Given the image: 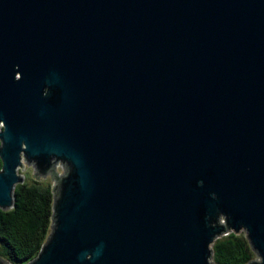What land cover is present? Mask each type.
<instances>
[{
  "label": "water",
  "instance_id": "1",
  "mask_svg": "<svg viewBox=\"0 0 264 264\" xmlns=\"http://www.w3.org/2000/svg\"><path fill=\"white\" fill-rule=\"evenodd\" d=\"M21 159L54 176L24 264H213L240 230L264 264V0H0V210Z\"/></svg>",
  "mask_w": 264,
  "mask_h": 264
},
{
  "label": "trees",
  "instance_id": "2",
  "mask_svg": "<svg viewBox=\"0 0 264 264\" xmlns=\"http://www.w3.org/2000/svg\"><path fill=\"white\" fill-rule=\"evenodd\" d=\"M52 186L39 180L14 185L12 204L0 210V257L24 264L38 252L49 231ZM213 264H245L254 257L244 234L227 232L210 245Z\"/></svg>",
  "mask_w": 264,
  "mask_h": 264
},
{
  "label": "rangeland",
  "instance_id": "3",
  "mask_svg": "<svg viewBox=\"0 0 264 264\" xmlns=\"http://www.w3.org/2000/svg\"><path fill=\"white\" fill-rule=\"evenodd\" d=\"M63 170V167L61 163H55L53 165V172L55 174H60ZM17 172L23 176L24 180H39L43 183L51 184V186H54V176L51 172H47L45 175L39 174L31 162H27L24 159H21V167L18 168ZM238 233L244 234L242 230H240Z\"/></svg>",
  "mask_w": 264,
  "mask_h": 264
}]
</instances>
